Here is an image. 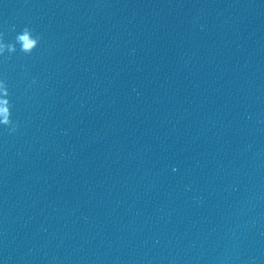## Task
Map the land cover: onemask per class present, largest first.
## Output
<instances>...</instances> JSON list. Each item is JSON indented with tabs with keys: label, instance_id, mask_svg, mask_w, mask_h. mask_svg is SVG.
Listing matches in <instances>:
<instances>
[{
	"label": "water",
	"instance_id": "obj_1",
	"mask_svg": "<svg viewBox=\"0 0 264 264\" xmlns=\"http://www.w3.org/2000/svg\"><path fill=\"white\" fill-rule=\"evenodd\" d=\"M0 33V264H207L264 151V0H0Z\"/></svg>",
	"mask_w": 264,
	"mask_h": 264
},
{
	"label": "clouds",
	"instance_id": "obj_2",
	"mask_svg": "<svg viewBox=\"0 0 264 264\" xmlns=\"http://www.w3.org/2000/svg\"><path fill=\"white\" fill-rule=\"evenodd\" d=\"M19 39L23 40L20 50L26 54H30L39 45V40L32 38V30L27 27L23 29V35L22 37H18ZM15 51V45L6 43L4 34L0 33V57L5 56L6 53H14ZM33 83H35V80H33ZM7 96H9L7 81L0 78V97ZM10 107L7 99L0 98V126L7 128L10 133H14L18 128V124L12 119ZM173 171H176V169L173 168Z\"/></svg>",
	"mask_w": 264,
	"mask_h": 264
}]
</instances>
